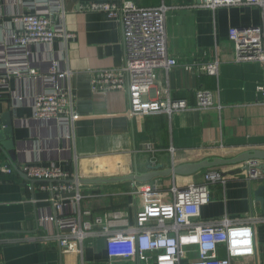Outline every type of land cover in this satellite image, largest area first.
<instances>
[{"label": "crops", "instance_id": "crops-1", "mask_svg": "<svg viewBox=\"0 0 264 264\" xmlns=\"http://www.w3.org/2000/svg\"><path fill=\"white\" fill-rule=\"evenodd\" d=\"M59 0H0V49L11 43L13 17L45 13ZM130 2L139 8L164 5L167 53L177 61L168 72L159 70L157 80L144 100L185 101L187 109L172 115L132 116L126 92H93L91 77L98 71L117 70L123 65L121 27L117 19L99 12L83 11L91 3ZM198 0H60L64 26L73 37L63 47L61 40L51 45L27 47V63L38 67L36 76L4 74L0 58V117L11 114L16 161L12 164L0 150V264H108L104 238H87L82 254L64 253L44 236L57 230L50 218L55 211L49 185L42 180L30 183L20 173L25 164L54 165L76 173L73 194L64 196L63 211L80 209L85 220L110 212L113 205L134 223V203L125 195L131 182L83 184L84 180L125 177L146 172V165L161 163L164 169L212 158L231 159L243 152L264 151V104L257 87L264 85V63L236 62L230 29L260 27L264 43V18L259 8L250 6L208 9ZM58 26L59 13L53 15ZM3 53V52H2ZM1 52V56L3 55ZM216 57L217 76H199L198 68ZM51 63L68 78L61 87L74 97L73 126L32 118L35 97L48 77ZM212 94L213 105L200 110L195 92ZM4 167L11 168L7 173ZM224 184L210 187V202L200 210L199 223L226 216L229 220L264 217L262 203L254 193L264 188V179L248 181L241 165L215 168ZM204 172L192 176L169 177L161 183L153 179L140 186L168 188L199 184ZM24 174V173H23ZM28 178V177H27ZM33 180V179H31ZM80 181V182H79ZM81 196L76 202L73 197ZM128 201V202H127ZM254 256L233 260L232 264H264V223L254 227Z\"/></svg>", "mask_w": 264, "mask_h": 264}, {"label": "built area", "instance_id": "built-area-1", "mask_svg": "<svg viewBox=\"0 0 264 264\" xmlns=\"http://www.w3.org/2000/svg\"><path fill=\"white\" fill-rule=\"evenodd\" d=\"M198 7L217 9L224 7L250 6L259 8L264 18V0H198ZM83 11L99 12L108 18L117 19L121 27L123 65L117 70H105L91 77L93 92L122 91L129 99L132 116L172 115L187 109L185 101L144 100L154 87L159 70L168 72L177 66V61L167 53L164 5L155 8H139L130 2L91 3ZM43 14L28 13L13 17L14 31L11 43L2 47L4 74L21 77L36 76L38 67L27 63V47L34 44L51 45L61 40L63 47L73 37L64 26V11L60 0ZM59 13L56 26L53 15ZM229 40L234 44L236 62L264 63V43L260 27L230 29ZM198 68L199 76H217L216 57ZM48 77L40 94L33 103L32 118L35 121H54L73 126L75 120L74 97L61 87L68 78L67 71L57 69L55 63L47 68ZM0 87V94L2 88ZM264 104V85L257 87ZM198 109L208 110L213 105L212 94L205 90L195 92ZM246 179H264L262 161L250 160L241 165ZM244 167H246L244 169ZM7 173L11 168L4 167ZM21 171L33 180L55 181L49 185L52 202L59 217L55 231L47 233L43 240L54 242L64 253L82 254L83 241L87 238H104L108 264H232L233 260L254 256V227L264 223V217L239 221L226 216L208 223H199L200 210L210 202V187L224 184L223 175L217 169L204 171L199 184L178 187L174 181L168 188L140 186L132 183L129 196L138 199L134 203V223L129 226L128 215L115 210L99 217L89 216L80 209L64 213L63 200L73 194L78 184L76 173L63 171L54 165L36 166L25 164ZM73 199L81 201L77 194Z\"/></svg>", "mask_w": 264, "mask_h": 264}, {"label": "water", "instance_id": "water-1", "mask_svg": "<svg viewBox=\"0 0 264 264\" xmlns=\"http://www.w3.org/2000/svg\"><path fill=\"white\" fill-rule=\"evenodd\" d=\"M13 122L10 113H4L0 117V150L3 151L13 164L16 161L15 143L12 138ZM250 160L262 161V172L264 175V151H250L243 152L231 159L212 158L211 160H203L196 163H187L175 166L171 164L170 168L164 169L161 163H150L146 165L145 173H138L135 171L132 175L125 177H116L108 179L84 180L83 184H115L119 182L131 183H147L153 179L175 177V176H192L199 172L207 171L210 169L219 168L227 165H243ZM246 167H244L245 169ZM20 177L30 183L36 182L27 178L23 173L19 172ZM55 181H43V183H54ZM68 183L72 181H67ZM80 182V181H79ZM263 187L257 189L254 193L256 201L262 203L263 201Z\"/></svg>", "mask_w": 264, "mask_h": 264}, {"label": "trees", "instance_id": "trees-1", "mask_svg": "<svg viewBox=\"0 0 264 264\" xmlns=\"http://www.w3.org/2000/svg\"><path fill=\"white\" fill-rule=\"evenodd\" d=\"M204 172V171H203ZM125 198H126V200H128L129 201V199H131V197L129 196V194L128 195H125ZM127 201V202H128ZM122 206H124V205H119V204H117V205H113V206H111L110 207V211H115V210H117V209H119V208H121Z\"/></svg>", "mask_w": 264, "mask_h": 264}, {"label": "rangeland", "instance_id": "rangeland-1", "mask_svg": "<svg viewBox=\"0 0 264 264\" xmlns=\"http://www.w3.org/2000/svg\"><path fill=\"white\" fill-rule=\"evenodd\" d=\"M151 91V90H150ZM167 178H169V177H167ZM167 178H159V181H161V183L163 182V181H165ZM111 212V211H110Z\"/></svg>", "mask_w": 264, "mask_h": 264}]
</instances>
